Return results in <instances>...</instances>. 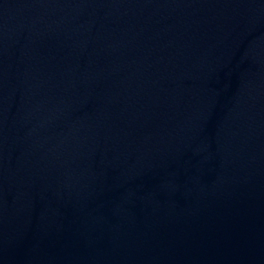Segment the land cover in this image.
<instances>
[{"label": "water", "instance_id": "95a60500", "mask_svg": "<svg viewBox=\"0 0 264 264\" xmlns=\"http://www.w3.org/2000/svg\"><path fill=\"white\" fill-rule=\"evenodd\" d=\"M0 264H264V0H0Z\"/></svg>", "mask_w": 264, "mask_h": 264}]
</instances>
